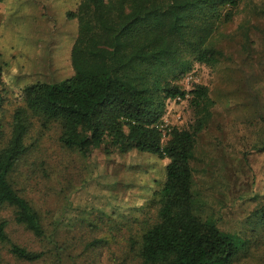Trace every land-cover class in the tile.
Here are the masks:
<instances>
[{"label": "rangeland", "instance_id": "obj_1", "mask_svg": "<svg viewBox=\"0 0 264 264\" xmlns=\"http://www.w3.org/2000/svg\"><path fill=\"white\" fill-rule=\"evenodd\" d=\"M78 2L0 0V61L8 68L0 88L2 146L11 138L16 111L27 108L22 89L74 74L70 55L77 20L67 12ZM212 42L223 52L219 64L195 62L179 79L185 91L207 86L214 101L197 140L193 189L204 217L239 244L247 241L234 264H264V0H242L234 19L218 25ZM28 116V150L11 180L38 210L54 247L60 246L62 264H144L140 245L157 221L155 193L169 159L122 153L114 146L87 158L62 144L59 122H46L31 111ZM195 120L188 99L167 101L165 127H190ZM2 219L9 221L14 242L37 251L53 247L15 223L11 207L2 209ZM0 260L57 264L55 251L27 262L1 242Z\"/></svg>", "mask_w": 264, "mask_h": 264}, {"label": "trees", "instance_id": "obj_2", "mask_svg": "<svg viewBox=\"0 0 264 264\" xmlns=\"http://www.w3.org/2000/svg\"><path fill=\"white\" fill-rule=\"evenodd\" d=\"M242 0H79L67 18L77 20L71 50L74 74L58 82L22 89L27 108L16 111L12 135L0 144V214L14 211V222L53 247L37 251L10 239L9 221L0 220V242L17 259L36 262L62 250L54 247L41 215L14 186L11 174L27 153L28 111L59 122L60 140L85 157L114 146L168 158L156 191L157 221L143 234L144 264H234L246 247L200 212L194 192L193 158L197 140L212 116L209 88L190 91L179 79L195 62L213 67L223 57L212 38L220 23L234 19ZM7 64L0 61V88ZM190 98H187V96ZM188 99L196 120L190 127H165L168 100ZM3 96L0 92V106ZM105 148L108 155L109 150ZM100 152V153H99ZM260 211L264 213V205ZM0 264H7L0 260Z\"/></svg>", "mask_w": 264, "mask_h": 264}]
</instances>
